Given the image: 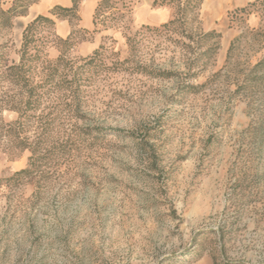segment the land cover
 I'll list each match as a JSON object with an SVG mask.
<instances>
[{
  "label": "rangeland",
  "instance_id": "1",
  "mask_svg": "<svg viewBox=\"0 0 264 264\" xmlns=\"http://www.w3.org/2000/svg\"><path fill=\"white\" fill-rule=\"evenodd\" d=\"M142 1L71 56L88 57L102 42L109 57L129 56L124 35L160 24L136 20ZM252 9L264 20V1ZM16 18L0 33L10 61H18L23 36ZM191 18L189 27H200ZM247 20L232 24L248 32L233 58L240 71L264 58V25ZM171 37L148 33L135 56L171 78L126 65L91 83L80 126L99 133L59 174L47 163L45 189L0 187V264H264V90L233 95L231 78L213 77L225 65L220 50L206 71L186 77ZM187 84L205 85L190 93ZM29 156L0 145V178L26 167Z\"/></svg>",
  "mask_w": 264,
  "mask_h": 264
},
{
  "label": "trees",
  "instance_id": "2",
  "mask_svg": "<svg viewBox=\"0 0 264 264\" xmlns=\"http://www.w3.org/2000/svg\"><path fill=\"white\" fill-rule=\"evenodd\" d=\"M38 1L0 0V33L12 29L14 19L26 14L30 6ZM202 1L155 0V6L175 5L174 19L156 26L142 24L135 33H126L124 38L129 56L122 60L116 55L109 57L104 42L88 57L76 59L71 53L79 43L90 40L99 27L108 29L122 21L132 12L135 0H99L93 11V30L81 25L83 0H72L69 6L54 5L48 14L36 15L22 31L18 61H10L0 51V145L6 153L28 151L30 155L26 167L12 176L0 178V187L19 188L28 183L35 185L39 194L46 188L43 186H47V163H53L52 174H59L62 172L61 165L66 163L68 166L73 153L98 135V129H82L80 126L81 121L87 120L89 87L98 76L110 71H123L126 65L155 79H169L174 75L164 68H156L153 63L135 61L145 40L143 37L148 33L172 35V41L181 47L186 77L193 79L206 71L220 50L222 34L216 30L204 32L200 27H189L191 15H194L191 19L200 24ZM262 1L231 10V24L237 19L245 22L253 12L252 6ZM58 20L70 23L68 37L63 38L56 33ZM245 30L231 41L225 65L213 77L231 78L236 86L233 95L251 96L264 90V58L244 70L238 69L241 64L233 58L248 33ZM174 34L179 37L173 38ZM53 47L58 55L51 58L49 49ZM204 85L187 84L185 89L197 93ZM4 111L14 113L15 118L5 120ZM5 190L13 192L21 189Z\"/></svg>",
  "mask_w": 264,
  "mask_h": 264
},
{
  "label": "crops",
  "instance_id": "3",
  "mask_svg": "<svg viewBox=\"0 0 264 264\" xmlns=\"http://www.w3.org/2000/svg\"><path fill=\"white\" fill-rule=\"evenodd\" d=\"M99 0H83L81 4V25L85 29L94 27V8ZM155 0H143L135 8L136 20L140 23H162L174 19L175 12L171 6H156L152 5ZM257 0H203L199 9L200 29L204 32L216 30L222 34L220 42V57L223 58L227 54L231 41L239 35L240 30L236 26H232L230 22V11L236 8H241L248 3ZM72 0H40L30 6L25 15L16 18V26L20 27L21 31L26 25L35 19L38 14H48L54 5L69 6ZM87 14V15H86ZM248 24L251 27H261L264 25L258 15L252 14L248 18ZM71 25L67 20H58L56 24V33L61 37L66 38L70 35ZM100 31H97L99 33ZM96 41L98 39H95ZM88 41V40H87ZM85 42H81L78 46H82ZM95 41V42H96Z\"/></svg>",
  "mask_w": 264,
  "mask_h": 264
}]
</instances>
